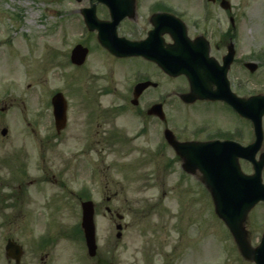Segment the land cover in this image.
<instances>
[{
  "label": "flooded vegetation",
  "instance_id": "flooded-vegetation-1",
  "mask_svg": "<svg viewBox=\"0 0 264 264\" xmlns=\"http://www.w3.org/2000/svg\"><path fill=\"white\" fill-rule=\"evenodd\" d=\"M186 1L189 7L182 4ZM113 2L112 5L97 4L98 19L110 21V10L118 15L125 12L116 25V35L139 46L132 47L128 57L115 56L99 44L98 31L86 33L82 20L81 45L88 49L89 62L80 69L84 78L87 73L92 75L88 83L94 86L96 99L93 101L97 108L84 115L75 113L74 118L68 109L66 126L58 132L50 105H43L44 109L40 110L38 104L30 127L33 149H19V154L3 152L0 157V260L3 258L5 264H14L6 256L9 242L19 249L20 264H27V251L20 237L22 205L24 198L29 201L31 197L35 202L43 199L47 186L55 182L54 149L59 144L64 148L72 144L82 149L95 148L100 156L103 152L107 154V150L119 149L121 155L132 156L138 165L153 163L156 173L152 169L149 170L152 174L142 175L143 187L149 185L150 177L156 179L161 175L157 172L159 169L164 175H177L175 186L186 194L206 197L208 208L212 205L210 192L199 171L184 170L183 158L175 150L176 143H224L212 153L218 155L220 162L236 163L245 175H251L253 165L264 160V117L259 149L247 158L242 150L256 139L252 121L241 115L253 114L245 101L262 95L264 87L259 83L263 79L264 52L246 45L243 27L247 22V1L132 0L129 8ZM83 6L89 7L90 3L86 1ZM105 31L107 27L102 26L101 33ZM155 57H159V64ZM94 75H99V79ZM190 81L195 94L203 97L197 96L188 105L179 103L180 107L187 108L186 114L169 108V101H180V95L189 90ZM117 83L123 85L121 92L114 86ZM145 83H149L148 87L137 93L136 85ZM154 104H160L161 108L151 111ZM10 106L4 105L3 109L8 111ZM71 125L75 128L68 130ZM32 170L37 174L38 184L34 185V193L29 194L25 186L33 182L27 180ZM260 174L264 183V165ZM234 179L240 186V178ZM84 191L87 190L79 192ZM110 211L106 213L111 217L117 213ZM248 219L257 223L261 220H255L249 213L244 222L249 235ZM11 224L17 225L15 236L6 230Z\"/></svg>",
  "mask_w": 264,
  "mask_h": 264
},
{
  "label": "rangeland",
  "instance_id": "rangeland-1",
  "mask_svg": "<svg viewBox=\"0 0 264 264\" xmlns=\"http://www.w3.org/2000/svg\"><path fill=\"white\" fill-rule=\"evenodd\" d=\"M246 1V45L263 48L264 0ZM81 3L0 0V130L7 129L6 136H0V157L3 152L19 154V149H33V115L38 104L40 110L44 109L42 100L46 106L45 101L55 91L64 94L71 118L97 108L94 86L88 83L92 75L87 73L84 78L81 69L68 65L66 59L71 48L82 42L78 12L85 0ZM182 4L189 7L188 1ZM88 62L86 58L84 63ZM262 67L264 76V60ZM94 77L99 79V75ZM261 81L264 84V77ZM114 86L121 92L122 84ZM4 105L10 109L6 111ZM168 107L186 114L187 108L174 102H168ZM74 128L71 125L68 130ZM54 150L55 182L47 186L43 199L35 202L31 197L29 201L24 198L22 205L20 237L27 264H253L231 248L224 227L209 214L206 197L191 196L176 188L177 175H164L157 169L161 175L148 178L149 185L143 187L142 175L152 169L156 173L153 163L138 165L132 156L121 155L119 149L107 150L102 156L95 148L82 149L74 144L67 148L59 144ZM59 172L63 173L61 177ZM28 176L27 180L33 182L25 187L33 194L38 177L33 170ZM81 189L89 192L95 206L94 258L87 256L81 235L75 233L81 219L77 197ZM115 192L118 194L113 196ZM106 197H110L109 202ZM106 206L124 216L125 228L119 240L115 237V219L105 214ZM254 214L255 220H264L261 206L254 209ZM258 223L248 219L249 239L259 234ZM16 226L11 224L6 230L15 236ZM48 236L53 242L37 249L39 240ZM0 264H5L3 258Z\"/></svg>",
  "mask_w": 264,
  "mask_h": 264
},
{
  "label": "water",
  "instance_id": "water-1",
  "mask_svg": "<svg viewBox=\"0 0 264 264\" xmlns=\"http://www.w3.org/2000/svg\"><path fill=\"white\" fill-rule=\"evenodd\" d=\"M105 36V33L103 34ZM104 38L108 39L110 42L113 43V34L110 36L107 35ZM74 53H77L79 57L83 56V52L80 49H75L73 51ZM64 110L65 105L61 98H57L54 100V112L56 117L58 118V126L61 127V125L64 122ZM5 131H2V134H4ZM206 172L212 176L213 179L218 180V189L220 193L222 194V198L229 200L231 204L234 205H243L249 200L254 199L257 201L258 199L264 200V192L260 190L259 186H256V188L251 189L246 185L244 187V190L242 193L237 192L235 194H228L225 196V193H228L229 187L233 184V177L227 176L224 172L225 165L216 161H213V163H204ZM226 171V168H225ZM241 190V189H240ZM239 191V190H238ZM218 213L220 216H223L224 209L222 211L220 208L218 209ZM82 228L84 232V238H85V245L87 247V252L90 256H93L96 252V244H95V232H94V224H93V206L91 202H85L82 204ZM117 229H120V226L116 227ZM119 236V234L117 235ZM258 251V250H257ZM256 264H264V245L260 250L258 251L257 256L255 257Z\"/></svg>",
  "mask_w": 264,
  "mask_h": 264
}]
</instances>
